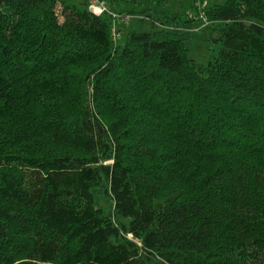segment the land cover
Listing matches in <instances>:
<instances>
[{
	"label": "trees",
	"instance_id": "trees-1",
	"mask_svg": "<svg viewBox=\"0 0 264 264\" xmlns=\"http://www.w3.org/2000/svg\"><path fill=\"white\" fill-rule=\"evenodd\" d=\"M104 1L0 0V264H264V0Z\"/></svg>",
	"mask_w": 264,
	"mask_h": 264
},
{
	"label": "rangeland",
	"instance_id": "rangeland-1",
	"mask_svg": "<svg viewBox=\"0 0 264 264\" xmlns=\"http://www.w3.org/2000/svg\"><path fill=\"white\" fill-rule=\"evenodd\" d=\"M79 2H86L88 3V8L94 12L90 8V3L94 0H76ZM224 0H166L165 7L172 10L177 11L181 14L182 18H187L191 14L195 15L202 7V5H210L213 3H223ZM106 4V3H104ZM104 11V9L102 10ZM97 12L98 14L101 13ZM117 14L116 12H112V14ZM121 17V15L119 16ZM126 18V14H124ZM130 21L127 23V27L133 25L132 27L135 28H151V22L149 20H145L142 23L135 22L134 17H129L128 20ZM154 24V26H158ZM126 36V28H122L119 35H118V42L123 43ZM218 31L217 30H209L208 28L204 27H194L191 28L189 31V35L186 39L187 45V53L190 57H192L198 63H204L213 56L217 55L220 50L221 43L220 40L217 39ZM94 203L95 205L102 206L105 210L109 208L110 201L107 196L99 191H94L93 193ZM124 220V218H121ZM128 237H132L131 234H127Z\"/></svg>",
	"mask_w": 264,
	"mask_h": 264
},
{
	"label": "built area",
	"instance_id": "built-area-1",
	"mask_svg": "<svg viewBox=\"0 0 264 264\" xmlns=\"http://www.w3.org/2000/svg\"><path fill=\"white\" fill-rule=\"evenodd\" d=\"M104 0H94L89 5L92 10H94L95 13L102 11L103 9H106V5L104 4ZM114 14V13H113Z\"/></svg>",
	"mask_w": 264,
	"mask_h": 264
}]
</instances>
